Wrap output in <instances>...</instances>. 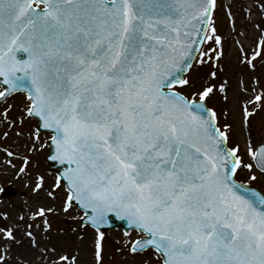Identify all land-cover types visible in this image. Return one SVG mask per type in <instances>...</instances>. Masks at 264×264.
Here are the masks:
<instances>
[{
	"label": "snow or ice",
	"instance_id": "1",
	"mask_svg": "<svg viewBox=\"0 0 264 264\" xmlns=\"http://www.w3.org/2000/svg\"><path fill=\"white\" fill-rule=\"evenodd\" d=\"M255 2L264 14V0ZM220 6L221 0H0V120L27 136L29 153L44 148L42 132L49 133L48 158L64 171L48 195L55 199L61 189L63 210L83 213L81 223L94 231L96 264L103 260L100 226L117 218L141 234L127 246L134 257L264 264V193L237 178L244 168L249 181L257 176L240 145L231 144L227 110L209 103L218 94L228 100V81L219 76L226 56ZM224 6L238 33L240 63L255 71L254 61H264V25L254 23L261 35L249 55L236 14ZM194 65L209 69L198 83L186 78ZM21 91V110L12 117L16 105L9 101ZM252 114L244 106L242 122L250 125ZM25 120L36 121L27 133L20 130ZM249 155L264 175V145ZM19 158L25 173L32 155ZM35 181V191L45 189L44 174ZM52 211L39 206L33 216L50 228ZM25 235L40 248L32 231ZM0 238L9 241L0 251V264H8L15 228L3 223ZM42 251L52 264H79L78 253Z\"/></svg>",
	"mask_w": 264,
	"mask_h": 264
},
{
	"label": "rangeland",
	"instance_id": "2",
	"mask_svg": "<svg viewBox=\"0 0 264 264\" xmlns=\"http://www.w3.org/2000/svg\"><path fill=\"white\" fill-rule=\"evenodd\" d=\"M231 6V11L235 15L236 29L245 33L243 39L245 48L251 55L256 41L260 38V32L254 28V23L264 25V14L257 7L255 0H221V6L217 14V27L220 33L225 37L226 56L222 61L224 70L219 73L221 80L227 79L228 100L224 101L223 96L218 94L209 102L211 106L223 112L227 110V122L232 124L230 133L232 136L231 144H239L243 161L253 164V158L249 155V149L255 150L256 146L264 143V99L260 102L248 103L255 95L264 94V61L257 58L256 70L252 71L246 65L240 63V49L234 43L238 38L236 30L230 28L229 19L226 16L227 9L224 6ZM251 10V21L247 19ZM209 69L196 65L195 68L186 76H190L194 82H199ZM258 81L259 87L256 83ZM246 89V90H245ZM255 89V90H254ZM190 91V90H188ZM24 94H16L9 103L16 105V108L9 109L12 117H17L22 107ZM247 106L252 110V116L249 117L250 125L242 122V109ZM3 107V105H0ZM223 118L220 124H223ZM36 124L35 120H25L20 129L27 133ZM15 128L7 127L6 123L0 120V189L7 186H14L16 189L25 192V199H17L14 205H19V211H11V224L15 228L17 241L11 244L9 258L14 255L12 264H52L44 252V248H56L57 251H67L69 253H78L79 264H96L94 261V231L81 223L83 213L77 208L63 210V198L65 192L61 189H54L57 197L53 199L48 195L47 189L57 180L56 174L50 169L46 162V157L51 151L48 148L49 134L42 133V141L45 147L39 152H28L25 147L30 143L27 136H17ZM7 131L9 135L5 137L3 133ZM38 144L40 142H37ZM4 149H9L17 154L16 157L6 155ZM24 154L32 155V162L25 173L19 172L22 160L19 158ZM12 161L9 164L8 161ZM13 165H15L13 167ZM37 173L44 174L46 179L45 189L34 190L35 177ZM251 174L256 175L255 181H249V170L244 168L239 170L237 178L243 180L245 184H251L264 193V175L258 173L254 167ZM44 206L53 209L49 219L51 225L47 228L43 224V219L33 216L37 207ZM32 227L28 228L27 225ZM32 231L36 237V243L39 249H33L30 238L25 235ZM139 233L134 231L128 235L121 229H115L105 233L103 241V260L101 264H157V261L151 257L132 256L127 254V246L133 238H139ZM121 249L124 251L122 252ZM21 254V257L20 255Z\"/></svg>",
	"mask_w": 264,
	"mask_h": 264
},
{
	"label": "flooded vegetation",
	"instance_id": "3",
	"mask_svg": "<svg viewBox=\"0 0 264 264\" xmlns=\"http://www.w3.org/2000/svg\"><path fill=\"white\" fill-rule=\"evenodd\" d=\"M26 195L24 193L19 192V195L15 197H4V191L0 190V214L4 216L5 218V224L7 226L14 227V224L12 226L11 224V211L18 212L19 211V205H14L17 199H25ZM9 243L6 239L0 238V251L3 250V245ZM12 244V243H11ZM33 249H37L36 247H33ZM21 257V254H19ZM10 256V255H9ZM11 261H14V255L8 259V264H12ZM37 264V263H35Z\"/></svg>",
	"mask_w": 264,
	"mask_h": 264
},
{
	"label": "water",
	"instance_id": "4",
	"mask_svg": "<svg viewBox=\"0 0 264 264\" xmlns=\"http://www.w3.org/2000/svg\"><path fill=\"white\" fill-rule=\"evenodd\" d=\"M21 92H24V91H21ZM47 162L48 163H56V165L52 166V169L59 175V179H61L63 176V171H64V169H62L63 165H61L58 161H52L49 158H47ZM9 189H12V188H9ZM116 226H122L126 231L131 230L130 226L126 222L121 221L118 218L115 221V223H110L109 225H101L100 229L111 230V229L115 228Z\"/></svg>",
	"mask_w": 264,
	"mask_h": 264
}]
</instances>
